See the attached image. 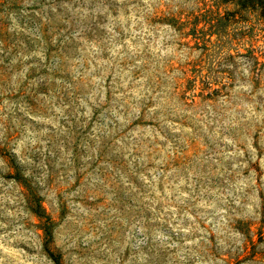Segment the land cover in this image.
<instances>
[{
	"label": "rangeland",
	"instance_id": "1",
	"mask_svg": "<svg viewBox=\"0 0 264 264\" xmlns=\"http://www.w3.org/2000/svg\"><path fill=\"white\" fill-rule=\"evenodd\" d=\"M0 264H264V12L0 0Z\"/></svg>",
	"mask_w": 264,
	"mask_h": 264
},
{
	"label": "trees",
	"instance_id": "2",
	"mask_svg": "<svg viewBox=\"0 0 264 264\" xmlns=\"http://www.w3.org/2000/svg\"><path fill=\"white\" fill-rule=\"evenodd\" d=\"M234 4L243 9L264 12V0H232ZM215 27L216 25H212Z\"/></svg>",
	"mask_w": 264,
	"mask_h": 264
}]
</instances>
